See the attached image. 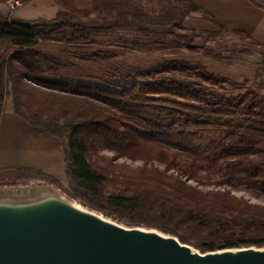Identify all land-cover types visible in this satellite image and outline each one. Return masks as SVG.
<instances>
[{"label":"trees","instance_id":"1","mask_svg":"<svg viewBox=\"0 0 264 264\" xmlns=\"http://www.w3.org/2000/svg\"><path fill=\"white\" fill-rule=\"evenodd\" d=\"M143 1L76 8L54 0L51 19L0 14V40L9 42L0 51V120L10 96L14 113L59 137L68 181L1 167L0 188L40 180L116 222L157 229L202 253L264 247V204L230 190L264 194V95L251 87L226 95L235 85L191 59L198 49L222 54L183 26L201 11L193 0ZM234 32L249 38L240 51L264 56V42ZM153 36L183 38L188 55H153L163 44Z\"/></svg>","mask_w":264,"mask_h":264},{"label":"water","instance_id":"2","mask_svg":"<svg viewBox=\"0 0 264 264\" xmlns=\"http://www.w3.org/2000/svg\"><path fill=\"white\" fill-rule=\"evenodd\" d=\"M17 200L0 193V264H264V247L202 253L173 235L123 225L53 194Z\"/></svg>","mask_w":264,"mask_h":264},{"label":"crops","instance_id":"3","mask_svg":"<svg viewBox=\"0 0 264 264\" xmlns=\"http://www.w3.org/2000/svg\"><path fill=\"white\" fill-rule=\"evenodd\" d=\"M69 6L86 8L91 0H62ZM10 0H0V14L20 20L51 19L58 11L54 0H29L17 9H11ZM202 13L211 14L221 25L245 32L253 39L264 42V6L250 0H193ZM189 16L185 17L188 19ZM200 18V17H199ZM193 27L210 30L215 25L206 19H196ZM63 141L41 127L14 113L12 107L4 109L0 120V168L29 167L38 169L67 183Z\"/></svg>","mask_w":264,"mask_h":264},{"label":"rangeland","instance_id":"4","mask_svg":"<svg viewBox=\"0 0 264 264\" xmlns=\"http://www.w3.org/2000/svg\"><path fill=\"white\" fill-rule=\"evenodd\" d=\"M10 1L11 9L14 10L29 0L24 2L21 0ZM143 2L151 4L152 6L153 4H156V1L154 0H147ZM258 2L264 6V0H258ZM155 11L156 9H153L151 13ZM200 15L201 13H190L188 15L189 18L184 19L183 26L189 30H194L197 33V36H195V42L204 41L208 46L221 50L222 54L215 56L213 54L204 52L202 49H198L191 59L203 63L208 67L209 71L213 72L220 78L229 80L230 83L235 85V88L233 89L221 91L226 95H234L236 93L242 92L247 87L254 88L258 91V93H260V95H264V56L254 51H240L243 43L249 41V38L244 36L242 33L234 32V29L227 28L225 26L224 29L220 30L216 26L210 30L193 27V21L200 19ZM126 35L132 36V34L129 33H126ZM152 40L163 43L161 46L155 47L152 50L153 55H157L159 53H163L168 56L188 55L187 50L182 46L183 38L173 36H153ZM8 44V41L0 40V51ZM223 48H226V50H222ZM8 107H11L10 96L6 97L4 104V109ZM107 154L111 155V153ZM118 161H125L132 166L141 165V161H130L123 158L118 159ZM155 165L162 168L161 165ZM21 182L19 183L23 185L0 188V193L3 192V194H10L14 198H16L17 195H22L23 197H18L17 202L30 199L35 200L53 194L69 201L76 206H79L80 208L89 209L79 202V200L69 198L60 190L52 188L49 185L42 183L40 180H27ZM64 186H68V181L64 184ZM230 190L233 194L237 196H243L251 202L264 204V194L259 191H255L243 186L231 187ZM33 192H35V196L28 198ZM100 214L103 216L102 213Z\"/></svg>","mask_w":264,"mask_h":264},{"label":"bare ground","instance_id":"5","mask_svg":"<svg viewBox=\"0 0 264 264\" xmlns=\"http://www.w3.org/2000/svg\"><path fill=\"white\" fill-rule=\"evenodd\" d=\"M33 196H35V192L31 193L30 196L28 198H32ZM18 197H23L22 195H17L15 199H18Z\"/></svg>","mask_w":264,"mask_h":264}]
</instances>
